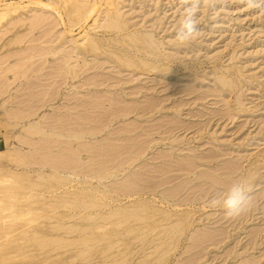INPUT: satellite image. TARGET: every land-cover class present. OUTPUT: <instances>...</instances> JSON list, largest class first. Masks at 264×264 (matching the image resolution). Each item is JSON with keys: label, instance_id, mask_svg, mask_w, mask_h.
<instances>
[{"label": "rangeland", "instance_id": "374dc122", "mask_svg": "<svg viewBox=\"0 0 264 264\" xmlns=\"http://www.w3.org/2000/svg\"><path fill=\"white\" fill-rule=\"evenodd\" d=\"M0 264H264V11L0 0Z\"/></svg>", "mask_w": 264, "mask_h": 264}, {"label": "clouds", "instance_id": "9594fccd", "mask_svg": "<svg viewBox=\"0 0 264 264\" xmlns=\"http://www.w3.org/2000/svg\"><path fill=\"white\" fill-rule=\"evenodd\" d=\"M246 6L249 9H258L264 11V0H246ZM198 4L192 8L184 10L181 33L176 36L177 41L181 45H186L193 40L199 38L201 28L195 22L198 11ZM149 40L155 44V37L149 34ZM207 206L211 208H221L227 218H238L249 212L255 206L251 185L246 179H239L233 185L226 199L219 202L215 199L209 200Z\"/></svg>", "mask_w": 264, "mask_h": 264}, {"label": "bare ground", "instance_id": "6f19581e", "mask_svg": "<svg viewBox=\"0 0 264 264\" xmlns=\"http://www.w3.org/2000/svg\"><path fill=\"white\" fill-rule=\"evenodd\" d=\"M80 6V5H79ZM79 9V8H78ZM80 10V9H79ZM114 20V19H113ZM117 21V20H116ZM114 23H115V21H113ZM113 25V24H112ZM91 131V130H90ZM75 132V131H74ZM96 134H97V132H96ZM78 135V134H77ZM93 135V134H92ZM70 136V135H69ZM72 136H73V134H72ZM75 136V135H74ZM78 138V137H77ZM65 166V165H64ZM104 176V175H103Z\"/></svg>", "mask_w": 264, "mask_h": 264}]
</instances>
